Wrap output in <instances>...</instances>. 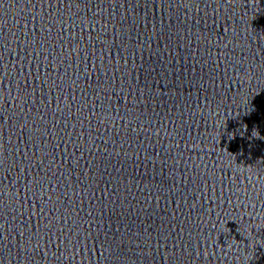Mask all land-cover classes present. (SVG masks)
<instances>
[{
  "label": "water",
  "instance_id": "water-1",
  "mask_svg": "<svg viewBox=\"0 0 264 264\" xmlns=\"http://www.w3.org/2000/svg\"><path fill=\"white\" fill-rule=\"evenodd\" d=\"M0 264H264V0H0Z\"/></svg>",
  "mask_w": 264,
  "mask_h": 264
}]
</instances>
